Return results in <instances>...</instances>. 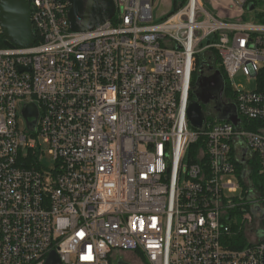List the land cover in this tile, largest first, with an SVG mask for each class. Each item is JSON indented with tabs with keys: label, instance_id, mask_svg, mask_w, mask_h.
Masks as SVG:
<instances>
[{
	"label": "built area",
	"instance_id": "obj_1",
	"mask_svg": "<svg viewBox=\"0 0 264 264\" xmlns=\"http://www.w3.org/2000/svg\"><path fill=\"white\" fill-rule=\"evenodd\" d=\"M23 1L35 43L7 47L0 26V264H45L51 251L61 264L123 251L148 264H262L264 195L248 181L253 163L264 180V22L231 12L250 0H173L160 22L154 0H113L112 19L87 32L70 30L66 0ZM210 49L239 120L210 109L195 129L186 111ZM238 70L253 90L235 89ZM236 206L258 223L238 249L225 244Z\"/></svg>",
	"mask_w": 264,
	"mask_h": 264
},
{
	"label": "water",
	"instance_id": "obj_2",
	"mask_svg": "<svg viewBox=\"0 0 264 264\" xmlns=\"http://www.w3.org/2000/svg\"><path fill=\"white\" fill-rule=\"evenodd\" d=\"M68 3L67 17L72 32L90 31L109 21L115 13L113 0H66ZM264 1V0H261ZM254 4L250 1L246 8L252 10ZM0 26L7 47L19 46L29 48L35 43V34L31 23V10L29 4L23 0H0ZM213 66L209 67L212 70ZM194 98L189 101L186 115L188 122L195 129H200L205 122L203 105L211 100L214 110L218 112V119L237 123L239 120L236 107L225 104L223 101L224 79L219 70L211 75H199L196 79ZM30 131H35L38 117L37 107L33 104L24 106L21 112ZM34 118L29 121L28 118ZM247 171L242 173L244 176ZM257 208L254 209V213ZM263 235L262 231L257 232ZM45 264H61L58 256L51 251ZM117 264H127L118 260ZM264 264V252L262 254Z\"/></svg>",
	"mask_w": 264,
	"mask_h": 264
},
{
	"label": "rangeland",
	"instance_id": "obj_3",
	"mask_svg": "<svg viewBox=\"0 0 264 264\" xmlns=\"http://www.w3.org/2000/svg\"><path fill=\"white\" fill-rule=\"evenodd\" d=\"M214 1H219V0H214ZM223 1V0H220ZM204 6L212 9V6L208 4V2L203 1ZM221 5H223L222 2H220ZM264 9V1H258L256 8H253L252 10H248L247 8L245 9H232L231 12L235 13V17H240L242 20V23L245 24H260L263 23V21L260 19V17L257 15L259 11H262ZM174 10V3L173 0H154V5H153V16H154V21L155 22H160L162 21L169 12ZM230 11V10H229ZM206 44V42L204 43ZM203 44V45H204ZM209 50L205 51L200 57L198 61V73L197 77L199 75H205L208 76L212 74V70H209V67L211 66L209 64ZM208 70V73L206 72ZM233 81V86L235 89L237 87H242L244 90H253L256 86V80L254 78L249 77L246 75L243 70H238L232 77ZM194 93V92H193ZM224 98V97H223ZM225 99V98H224ZM213 103V101H212ZM208 105L205 107L204 112L210 111V109H214V103ZM20 126H23V119L19 117L18 119ZM45 162L48 165V167H52V162H51V157L46 153L45 155ZM231 180L235 182L237 179L235 176H230ZM250 182V179L249 181ZM258 184H262V181L260 179H257ZM263 189L262 191L264 192V186H262ZM259 192V191H258ZM260 193V192H259ZM264 195V194H263ZM241 207L242 206H236L235 208H240L241 212ZM248 204H246V207L243 206L245 210H247ZM239 212V218L238 220L236 219L235 216V222L237 223V227L235 228L234 235H237L239 233H242L243 237L245 238L246 242L248 243L249 241L253 240V235L251 233V229L256 226L258 223L254 221V218L251 219L250 223L247 225L244 224L242 218H241V213ZM118 260H122L123 262H126L127 264H148L146 260H144L137 252L133 251H123V252H116L115 256L111 259V264H117Z\"/></svg>",
	"mask_w": 264,
	"mask_h": 264
},
{
	"label": "trees",
	"instance_id": "obj_4",
	"mask_svg": "<svg viewBox=\"0 0 264 264\" xmlns=\"http://www.w3.org/2000/svg\"><path fill=\"white\" fill-rule=\"evenodd\" d=\"M250 1H252L254 4L253 8H256L257 2L260 0H250ZM257 15L264 22V9L262 11H259L257 13ZM209 52H210L209 57H208L209 58V64L211 66H213V70H219L223 76V79H224L223 97L226 98L228 95H230V87L228 85L226 74L223 70V67L220 65V61H219L220 59H219V56H218L216 50L210 49ZM196 78H197V76H195L194 85H196ZM191 97L194 98V93L191 95ZM256 167H257V164L253 163V172H252L251 177H250V179H251L250 182H252L254 184V186L256 187V189L259 192H261V194L263 195L264 192L262 191V189H263L262 186H264V180L260 176L257 175L258 169ZM237 168H240V166L237 165ZM257 179H260V181H262V184H258ZM240 181H241V183H244L242 179ZM239 212H240V208H233L232 210L229 211L230 217H232L230 225H231V229L233 231H235V228L237 227V223L235 222V216H236V219L238 220ZM225 244H227L230 248L238 249V248H242L245 245H247V242H246L245 238L243 237L242 233H239L237 235H232L231 237L226 239Z\"/></svg>",
	"mask_w": 264,
	"mask_h": 264
},
{
	"label": "flooded vegetation",
	"instance_id": "obj_5",
	"mask_svg": "<svg viewBox=\"0 0 264 264\" xmlns=\"http://www.w3.org/2000/svg\"><path fill=\"white\" fill-rule=\"evenodd\" d=\"M206 72L208 73V70H206ZM210 75H211V74H210ZM210 103H212V100H211L209 103L203 105V110H205V107H207L208 105H210ZM212 104H213V103H212ZM212 109H213V108H212Z\"/></svg>",
	"mask_w": 264,
	"mask_h": 264
},
{
	"label": "bare ground",
	"instance_id": "obj_6",
	"mask_svg": "<svg viewBox=\"0 0 264 264\" xmlns=\"http://www.w3.org/2000/svg\"><path fill=\"white\" fill-rule=\"evenodd\" d=\"M111 19H112V18H111ZM111 19H110V20H111ZM85 32H87V31H85ZM212 72H214V70H212ZM201 75H202V74H201ZM195 90H196V89H195ZM189 124H190V123H189Z\"/></svg>",
	"mask_w": 264,
	"mask_h": 264
}]
</instances>
